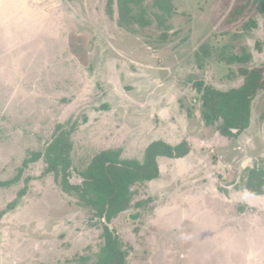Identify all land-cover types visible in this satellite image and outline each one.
Segmentation results:
<instances>
[{"label":"rangeland","instance_id":"1","mask_svg":"<svg viewBox=\"0 0 264 264\" xmlns=\"http://www.w3.org/2000/svg\"><path fill=\"white\" fill-rule=\"evenodd\" d=\"M106 1L0 0V179L15 176L31 152H43L53 135L73 131L89 115L93 124L71 132V143L116 148L127 138L130 149H121L123 157L143 158L156 137L172 136V117L178 122L175 136L187 134L184 118L196 125L190 100L197 99V81L238 87L240 70L254 67L264 80V12L246 9L232 20L237 0H173L165 30L154 0H144L143 15L151 23L119 27L117 0L112 16ZM243 49L251 55L248 61L228 62ZM152 53L158 65L131 74L124 56ZM104 103L110 105L107 112H101ZM159 110L162 116L156 117ZM252 111V126L226 139L228 148L194 141L184 158L162 164V171L169 167L164 173L173 174L156 187L167 193L164 200L152 203L149 190L135 189L134 206L112 220L128 253L126 264H264V198L244 188L250 168L264 169V131L255 144L234 145L264 123V89L252 100ZM80 156L72 159L75 171L89 161ZM232 159L226 175L216 174V166ZM42 161L23 168L18 182L0 190V211H6L0 218V264L96 263L103 244L100 221L89 208L72 206L76 196L58 195L53 187L60 186L61 173H42ZM40 186L41 196L35 192ZM27 188L33 199L23 197L7 210Z\"/></svg>","mask_w":264,"mask_h":264},{"label":"trees","instance_id":"2","mask_svg":"<svg viewBox=\"0 0 264 264\" xmlns=\"http://www.w3.org/2000/svg\"><path fill=\"white\" fill-rule=\"evenodd\" d=\"M144 0H117L118 15L117 25L126 26L137 23L145 27L151 21L143 13L142 3ZM173 0H154L153 5L161 11L155 14L160 20L159 25L165 30L166 19L174 13ZM114 0L106 1V13L113 14ZM135 8H140L141 13L135 14ZM256 9L264 12V0H237V4L231 12L232 20L242 14L246 9ZM166 34H163L165 38ZM241 56L234 55L228 62H244L251 57L249 53L242 50ZM240 74L244 76L243 82L238 87L222 90L199 80L195 83L197 93L201 100V115L206 125H216V129L222 136L231 138L238 136L250 125L252 100L260 89H264V80L261 71L254 67L251 69L242 68ZM191 112L188 111V116ZM61 132L53 135L44 152H31L22 161L18 173L12 178L1 180L0 188L9 187L18 182L23 168L29 163L43 158L47 164L46 172L61 173L58 181L61 189L78 199V204L89 208L92 215L102 225L103 244L99 250V257L94 264H126L127 250L119 238L115 228L111 226L112 220L126 211L131 206L134 191L132 186L136 183L150 181L159 175L158 156L180 158L190 150L186 140L171 145L163 140H155L148 144L144 150L142 160L136 158H122L120 148H108L93 156L85 169L76 171L82 178L80 184H73L69 181L71 174L70 150L72 143L70 133ZM59 167V168H58ZM264 169L253 167L249 169V175L244 188L251 194H264ZM15 201L8 204L12 208ZM4 214L0 211V217Z\"/></svg>","mask_w":264,"mask_h":264},{"label":"crops","instance_id":"3","mask_svg":"<svg viewBox=\"0 0 264 264\" xmlns=\"http://www.w3.org/2000/svg\"><path fill=\"white\" fill-rule=\"evenodd\" d=\"M91 44H95V43H90V47H91ZM109 45H110V43H109ZM112 45V44H111ZM94 47H97V45H94ZM112 47L113 48H115V46L114 45H112ZM177 49V48H176ZM97 52V51H96ZM93 55V53L91 52V56ZM95 55H96V53H95ZM152 55H154V53H152L151 54V57H149V56H146V57H144V56H141V57H132V56H128V55H126V56H124V58L125 59H127L128 60V62H129V65H130V67L132 68V72H131V74H137L138 73V70L140 71H142L143 69L144 70H149V68L147 67V65L149 64V65H152L153 67H156L157 65H158V62H156L155 64H153V62H152V60L154 59L153 57H152ZM128 56V57H127ZM155 56V55H154ZM96 57V56H95ZM93 58H91V60H92ZM148 59V60H147ZM170 63H168V64H166L167 66L169 65ZM176 64V61L174 62V61H172V65L174 66ZM91 65H92V67L94 66V64L93 63H91ZM172 66V67H173ZM158 82H160V84H162V81L159 79V81ZM176 85L177 84H175L174 86H173V88H176ZM131 87H132V89H133V86L132 85H130ZM214 86V85H213ZM182 88V87H181ZM226 89H228V88H226ZM225 89V90H226ZM176 90V89H175ZM222 90H224V89H222ZM196 94H197V99L194 101V103L192 102V99L190 100V103H191V105H194L195 107H193V110H194V112H193V114H192V116L195 118V119H197V121H196V125H188V121H190V119H188L187 120V122H186V119L184 118V123H183V127H184V129H185V132H187V134L183 137V135L181 136V135H179V136H175L174 135V131H175V129L178 127V122H177V120H175V117H172V136L171 135H169V134H162V135H160V136H158V137H156L157 138V140L158 139H161V140H163L164 142H166V143H169V144H172V145H175V144H178V143H180L181 141H183V140H187L188 141V143L190 144V147H193V145H192V142H194V141H196V142H198V144L199 145H201L202 147H205V148H207V147H210L211 149H215V146L216 145H219L220 143H222L224 146H223V148H225V147H229L230 146V144H229V142L228 141H226V139H228V137H225V136H222L221 134H219V132L217 131V129H215L214 128V126L213 125H206L205 124V122H204V120H203V118L201 117L202 115H201V100H200V98H198V97H200V95L196 92ZM177 97H179V99L180 100H178V101H181V94H180V92L178 93V95H177ZM182 102V101H181ZM107 103H104V105L102 106L104 109H102L101 110V112H107V111H109L110 110V105H108V109H107V105H106ZM101 105V104H100ZM101 109V108H100ZM99 109V110H100ZM99 110L96 112V110H94L95 112H96V114L98 113V116H99V119H100V113H99ZM88 114V113H87ZM154 114H155V116L156 117H158V116H162L161 115V111L159 110V111H157V112H154ZM183 115V114H182ZM184 116V115H183ZM186 116H188V113L186 112ZM98 117H96V119H97ZM253 118V111L251 112V118H250V125H249V127L247 128V129H249L251 126H252V121H251V119ZM86 120L87 121H83L82 123H80L79 125H76L75 126V128H74V130L73 131H71L72 133L74 132V135L76 134V132L80 129V128H83V127H87V126H90V125H92L93 123V121L91 120V118H90V115H89V117L88 118H86ZM158 120V119H157ZM94 121H97V120H94ZM120 125H121V122H120ZM263 126V127H262ZM186 127V128H185ZM258 128L259 129H257V131H255V133L253 134V132H250V134L249 135H245V138H244V140L243 141H237L238 143L237 144H234V145H236V147H238V148H241L242 146H247V145H251V144H255L254 142H253V140L254 139H260V138H262V135H263V131H264V123L262 124V122L258 125ZM187 129V130H186ZM247 129H245L244 131L246 132L247 131ZM118 130H119V128H118ZM117 132V131H116ZM243 132V131H242ZM244 132V133H245ZM72 133H70V134H72ZM112 133H110V135H111ZM116 134H118L119 135V133L117 132ZM209 138V140H208V138ZM153 139V138H152ZM151 141V140H150ZM224 141V142H223ZM152 142V141H151ZM150 142V143H151ZM89 143V142H88ZM88 143H85V142H83V141H81L78 145H76L74 142L72 143L73 145H72V150H71V153H70V160H71V174H70V177H69V181L71 182V183H73V184H80L81 182H82V178L80 177V175H78L77 173H76V171H79V170H83V169H85L86 168V166L89 164V162L91 161V159L93 158V156L94 155H96L97 153H99L100 151H102V150H105V149H108V148H104V146H103V144L102 145H100V143L99 142H95L92 146L91 145H88ZM146 144H148V143H144V146L146 145ZM48 145V144H47ZM46 145V146H47ZM95 145H97V146H99L100 148H98V149H94V146ZM120 145V146H119ZM128 145H130L129 144V140H127V138H124L123 140H122V142L120 141V140H118V144H116L115 146H116V148H120V149H122V151H123V147H124V149L125 148H129L130 149V147H128ZM234 145H232L231 147H235ZM114 147V146H113ZM113 147H110V148H113ZM139 147V146H138ZM46 148V147H45ZM104 148V149H103ZM226 148V149H227ZM80 151V152H79ZM121 151V157L122 158H124L123 156L125 155V153L124 152H122ZM42 152V151H41ZM44 152V151H43ZM78 153V154H80V155H82V160H88L89 159V161H87V163H86V165H85V167L84 168H82V169H78V170H74V168H73V166H72V159H75V160H73L74 162H76L77 161V158L79 159L81 156L80 155H78V157H77V155H76V157H73V155H74V153ZM132 150L131 151H129V153H127V155H133L132 153ZM256 153V152H255ZM247 155L249 156L250 154L249 153H247ZM72 156V157H71ZM186 156V155H185ZM184 156V157H185ZM184 157H180V158H184ZM81 159V158H80ZM138 159H142V157L141 156H139L138 157ZM175 159L176 158H174V159H171V158H168V157H166V156H158L157 157V163H158V166H159V175H158V177L157 178H155V179H152V180H150V181H144V182H142V183H136L135 185H133L132 186V190L134 191V193H135V189L138 187L139 189H141L140 190V192H144L145 190H149L150 191V193H151V197H152V203H154L156 200H155V198H158L159 197V200H160V197L164 200V194H167V193H162L161 191L160 192H156V190H157V186L160 184V182H161V178L163 177V176H167V178H169V177H172V175L171 174H169V171H165V173H164V169L165 170H168L169 169V167L168 166H166L164 169H163V171H162V164L163 163H173L172 162V160L173 161H175ZM42 160H44L43 158H40L39 160H37V161H35V162H32V163H29L28 165H31V164H34V163H37V165H40L41 164V162H43ZM185 161V160H184ZM218 161V162H217ZM40 162V163H39ZM45 162V161H44ZM216 164L215 165H217V164H219V159H217L216 160ZM228 162V161H227ZM234 162V160L232 159L231 160V162L230 163H223V164H220L219 166H216L215 167V170H216V174H218V175H221V174H224V175H226V169H228V168H232L233 167V165L231 164V163H233ZM227 165V166H226ZM47 167V166H46ZM46 167L45 168H42V170H41V172L42 173H44L45 172V174L47 175V173H46ZM41 172H40V174L39 175H42L41 174ZM45 174H43V175H45ZM185 174H183L182 176H184ZM2 180V179H1ZM171 180V179H170ZM170 182V181H169ZM139 184H141V185H143V186H137V185H139ZM11 186H13V185H11ZM11 186H9L8 188H10ZM2 188H5V187H2ZM2 188H0V190L2 189ZM142 188H143V190H142ZM53 189L54 190H56L57 192H58V195L60 196V197H70V196H74V195H69V194H67V193H65L62 189H61V187L60 186H58L57 184H55L54 185V187H53ZM159 190H161V189H159ZM40 192V196L42 195V193H43V191H44V187H38V189H36V191L35 192ZM33 192L34 191H32L31 190V188H27L25 191H23L22 192V194L21 195H19L18 197H16L13 201H11L10 203H12V202H14L15 201V203H14V205H13V207L12 208H7V210H12L14 207L16 208V205L18 204V202H19V200H21L23 197L24 198H26L25 200H26V202H30L28 199H33V197H34V195H33ZM248 192V191H247ZM26 193V194H25ZM248 194L250 195V196H253V197H260V198H264V194H260V195H254V194H251V193H249L248 192ZM36 195V194H35ZM36 196H39V195H36ZM65 199V198H64ZM70 199V198H69ZM74 199V198H73ZM75 201H76V204H72V206L73 207H75V209L76 210H85V209H88L87 207H84V206H81V205H79L78 204V199L76 200L75 199ZM21 202V201H20ZM19 202V203H20ZM134 201H133V199H132V201H131V206L126 210V211H124L123 213H125V212H127V211H129L130 209H131V207L132 206H134V203H133ZM260 207H264L262 204H260L259 205ZM87 211V210H86ZM88 211H89V209H88ZM6 212V211H5ZM4 212V213H5ZM85 214V216H87V212L86 213H84ZM122 214V213H121ZM120 214V215H121ZM118 217V216H117ZM116 217V218H117ZM1 218V217H0ZM115 220V219H114ZM113 220V221H114ZM111 226H112V223H111ZM80 234V233H79Z\"/></svg>","mask_w":264,"mask_h":264}]
</instances>
